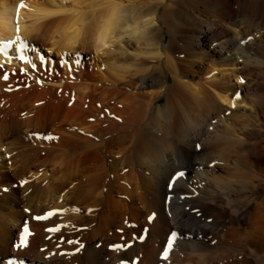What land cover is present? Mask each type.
<instances>
[{
  "label": "bare ground",
  "instance_id": "1",
  "mask_svg": "<svg viewBox=\"0 0 264 264\" xmlns=\"http://www.w3.org/2000/svg\"><path fill=\"white\" fill-rule=\"evenodd\" d=\"M71 1L0 0V264H264V0Z\"/></svg>",
  "mask_w": 264,
  "mask_h": 264
},
{
  "label": "rangeland",
  "instance_id": "2",
  "mask_svg": "<svg viewBox=\"0 0 264 264\" xmlns=\"http://www.w3.org/2000/svg\"><path fill=\"white\" fill-rule=\"evenodd\" d=\"M57 1H59V3L61 2V5H62V0H57ZM69 1H71V0H69ZM59 3H57L58 5H59ZM70 3L72 4V5H70ZM73 4L74 3H72V1L71 2H68V1H66L65 2V4L64 5H67V6H64V9H68V8H70V9H68L70 12H71V9L73 10V8H74V6H73ZM71 6V7H70ZM80 6V5H79ZM66 7V8H65ZM84 7V8H83ZM88 8H89V5L87 4H85V5H81L80 7H79V9H81V10H88ZM70 12H68L67 14H70ZM61 16V15H60ZM67 15L66 14H64V15H62L61 17L62 18H65ZM68 16H70V15H68ZM29 18H30V20H29ZM26 19V20H25ZM25 19H24V21L26 22V24L28 25L29 24V26H31V25H34L33 23H36V19L34 20L33 18L31 19V17L30 16H28V17H25ZM35 21V22H33V21ZM29 22V23H28ZM32 22V23H31ZM46 47H48L47 45H44L43 47H41V56H42V61H44V60H46L47 61V63H45L47 66H50V64L51 63H57V62H60V60H61V58L55 53V52H53V51H48L47 50V48ZM10 48H14V44L10 47ZM78 56L79 55V60H81V61H91V62H93V63H95V62H98L99 64H100V60L96 57V55L94 54V53H86V52H83V51H81V50H76V51H74V52H69V54L67 55V58H69V59H73V58H75L74 56ZM62 64V63H61Z\"/></svg>",
  "mask_w": 264,
  "mask_h": 264
},
{
  "label": "snow or ice",
  "instance_id": "3",
  "mask_svg": "<svg viewBox=\"0 0 264 264\" xmlns=\"http://www.w3.org/2000/svg\"><path fill=\"white\" fill-rule=\"evenodd\" d=\"M20 7L23 8L24 5L21 4ZM12 43H13V42H9L8 44H5V45H4V48L6 49V48L10 47ZM19 58L22 59V60L25 59V57H24L22 54L20 55ZM76 63L79 64L80 61L77 60ZM33 67H35V65H33ZM4 79L7 80V79H8V76L5 75V76H4ZM233 106H235V105H233ZM46 138H47V139H54V137H46ZM180 175L182 176L183 173H181ZM25 183H27V181H25ZM76 211H79V210L77 209ZM51 215H53V213H49V214H48L49 217H50ZM47 218H48V217H45V216H37V217H36L37 220H43V219H47ZM57 230H58V229H52V231H57ZM28 231H29L28 229H25V236H27ZM176 238H177V237H176V234H173V235H172V243H169V244L167 245V249H168V250H166V251L163 253V258H164V259H167V258H168V256H169V252H170V250L173 248V246H174V242H175ZM26 243H27L26 239L22 240V245H26ZM68 243H75V244H78L79 242H77V241H68ZM22 245H18V247H20V246H22Z\"/></svg>",
  "mask_w": 264,
  "mask_h": 264
}]
</instances>
